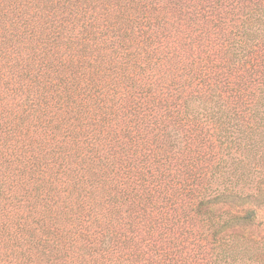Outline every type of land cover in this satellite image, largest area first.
Wrapping results in <instances>:
<instances>
[{
    "label": "trees",
    "instance_id": "1",
    "mask_svg": "<svg viewBox=\"0 0 264 264\" xmlns=\"http://www.w3.org/2000/svg\"><path fill=\"white\" fill-rule=\"evenodd\" d=\"M261 169L264 0H0V264L251 258Z\"/></svg>",
    "mask_w": 264,
    "mask_h": 264
},
{
    "label": "rangeland",
    "instance_id": "2",
    "mask_svg": "<svg viewBox=\"0 0 264 264\" xmlns=\"http://www.w3.org/2000/svg\"><path fill=\"white\" fill-rule=\"evenodd\" d=\"M251 179V182L247 183L244 188H247L246 191L251 194L260 196L259 199L263 202L259 207L250 202L246 204L249 210L255 208V214L251 218L252 223L250 227L245 228V234L251 235L254 239V241L250 239L247 246L254 255L251 258L248 256L238 257L235 260L227 261L226 264H264V169H261L258 176H251ZM239 212L242 213V211Z\"/></svg>",
    "mask_w": 264,
    "mask_h": 264
}]
</instances>
